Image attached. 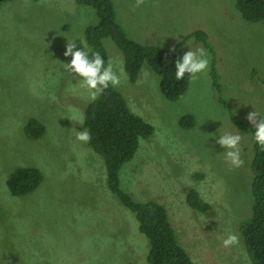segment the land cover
<instances>
[{
  "label": "rangeland",
  "instance_id": "374dc122",
  "mask_svg": "<svg viewBox=\"0 0 264 264\" xmlns=\"http://www.w3.org/2000/svg\"><path fill=\"white\" fill-rule=\"evenodd\" d=\"M135 2L112 0L129 39L174 47L181 55L202 47L209 67L195 81L190 77L175 101L162 95L160 77L145 64L134 83L126 74L113 87L153 127L120 169L119 188L135 201L165 207L193 264H252L242 233L252 215V136L231 116L252 129L246 115L254 110L264 117V21L244 20L236 0ZM97 22L95 11L75 0L0 2V264H148V239L107 187L104 161L76 139L86 130L85 108L93 100L64 70L71 57L63 52L72 41L90 49L84 33ZM196 31L206 35L207 46L188 38ZM103 43L108 61L123 67L121 51L110 39ZM187 115L190 126L181 124ZM30 119L45 128L36 140L24 130ZM237 131L244 161L239 168L216 143L224 132ZM25 167L38 169L41 182L27 195L13 196L6 181ZM190 190L208 211L187 205ZM230 232L239 243L226 248Z\"/></svg>",
  "mask_w": 264,
  "mask_h": 264
},
{
  "label": "trees",
  "instance_id": "16d2710c",
  "mask_svg": "<svg viewBox=\"0 0 264 264\" xmlns=\"http://www.w3.org/2000/svg\"><path fill=\"white\" fill-rule=\"evenodd\" d=\"M75 3L90 7L96 13L98 22L85 30L84 37L91 51L100 52L106 65L108 54L103 41L110 39L123 55V68L130 82L138 79L145 64L160 77L159 89L166 99L175 101L184 95L190 76L185 74L181 80L175 78V60L182 56L180 53L129 39L116 21L112 0H75ZM236 8L248 22L264 21V0H236ZM190 37L207 46V37L203 32H193L188 35ZM213 76V84L217 86V79ZM231 121L240 131L252 136V215L242 225V233L252 264H264V150L253 139L254 129L238 122L234 116H231ZM181 124L190 126L191 116H184ZM82 127L91 134L88 146L104 161L107 187L135 216L139 231L148 239L147 263L193 264L187 252L177 243L165 207L152 200L135 201L119 188L120 169L133 159L140 141L149 139L153 127L132 113L122 95L111 85L86 106ZM24 130L28 139L36 140L44 134L45 128L36 119H30ZM40 182L39 170L25 167L16 169L7 179L6 186L11 195L23 196L36 189ZM186 203L198 212L210 209L194 190L187 193Z\"/></svg>",
  "mask_w": 264,
  "mask_h": 264
},
{
  "label": "clouds",
  "instance_id": "9594fccd",
  "mask_svg": "<svg viewBox=\"0 0 264 264\" xmlns=\"http://www.w3.org/2000/svg\"><path fill=\"white\" fill-rule=\"evenodd\" d=\"M143 3L144 0H136L135 7H139ZM170 51H175V48H171ZM89 53H91V56H89ZM63 55L71 57L68 63H62L64 70L77 79L75 85L79 89L85 90L89 99L93 101L104 94L110 85L118 87L121 84V77L126 76L122 65L117 68L111 60L106 65L100 52L91 51L84 46L83 49H78L74 41L67 43ZM208 67V53L202 47L195 51L189 49L175 60V78L181 80L185 77V74H188L195 81L198 74L207 72ZM258 117L259 119H257ZM79 119L82 122V115ZM245 119L254 129V141L264 150V117L253 110L246 115ZM76 139L87 143L91 140V134L88 130L77 131ZM241 140L242 136L238 131L236 133L224 132L216 139V143L224 149L227 162L235 168H239L244 164L241 159ZM238 243L239 237L231 232L223 240V246L226 248Z\"/></svg>",
  "mask_w": 264,
  "mask_h": 264
},
{
  "label": "water",
  "instance_id": "95a60500",
  "mask_svg": "<svg viewBox=\"0 0 264 264\" xmlns=\"http://www.w3.org/2000/svg\"><path fill=\"white\" fill-rule=\"evenodd\" d=\"M3 1V0H0V2Z\"/></svg>",
  "mask_w": 264,
  "mask_h": 264
}]
</instances>
